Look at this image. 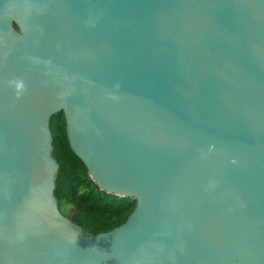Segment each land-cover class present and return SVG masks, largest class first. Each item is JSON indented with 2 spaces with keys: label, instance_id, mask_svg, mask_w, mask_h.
Wrapping results in <instances>:
<instances>
[{
  "label": "water",
  "instance_id": "water-1",
  "mask_svg": "<svg viewBox=\"0 0 264 264\" xmlns=\"http://www.w3.org/2000/svg\"><path fill=\"white\" fill-rule=\"evenodd\" d=\"M60 110L136 199L108 231L59 206ZM0 264H264V0H0Z\"/></svg>",
  "mask_w": 264,
  "mask_h": 264
},
{
  "label": "trees",
  "instance_id": "trees-1",
  "mask_svg": "<svg viewBox=\"0 0 264 264\" xmlns=\"http://www.w3.org/2000/svg\"><path fill=\"white\" fill-rule=\"evenodd\" d=\"M50 127L53 155L59 163L55 188L59 206L64 201L80 214L89 216L92 224L87 230L92 233L108 231L123 223L134 210L136 199L100 188L85 162L71 147L63 110L52 114ZM72 219L81 223L77 215Z\"/></svg>",
  "mask_w": 264,
  "mask_h": 264
},
{
  "label": "rangeland",
  "instance_id": "rangeland-1",
  "mask_svg": "<svg viewBox=\"0 0 264 264\" xmlns=\"http://www.w3.org/2000/svg\"><path fill=\"white\" fill-rule=\"evenodd\" d=\"M60 207H61V210L71 219L73 216L77 215L78 218L80 219L81 223L79 224L75 221L74 222L76 224L80 225L81 227L85 228L86 230L89 229V227L92 224V220L89 216L80 214L76 209L72 208V206L70 204H68L64 201L60 202Z\"/></svg>",
  "mask_w": 264,
  "mask_h": 264
}]
</instances>
